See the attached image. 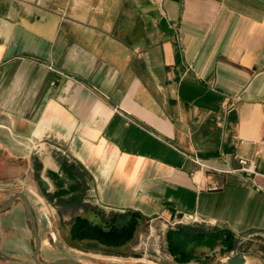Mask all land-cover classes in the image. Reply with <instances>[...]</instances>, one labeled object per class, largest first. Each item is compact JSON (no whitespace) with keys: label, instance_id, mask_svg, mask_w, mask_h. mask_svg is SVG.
Segmentation results:
<instances>
[{"label":"crops","instance_id":"0c3cea01","mask_svg":"<svg viewBox=\"0 0 264 264\" xmlns=\"http://www.w3.org/2000/svg\"><path fill=\"white\" fill-rule=\"evenodd\" d=\"M263 98L264 0H0V264L17 194L41 264H264Z\"/></svg>","mask_w":264,"mask_h":264},{"label":"water","instance_id":"95a60500","mask_svg":"<svg viewBox=\"0 0 264 264\" xmlns=\"http://www.w3.org/2000/svg\"><path fill=\"white\" fill-rule=\"evenodd\" d=\"M16 197L19 198L21 200V202L23 203V205L27 211L28 217H29L32 238L34 240V247H33V252H32V261L34 262V264H41L38 260V251H39L40 242H39V236L37 234L36 219H35L34 213L30 207V204L28 203V201L26 200V198L22 194H17ZM11 202H12V200L8 201L2 208H0V212L5 211L10 206ZM136 222H137V225L134 228L133 238H135L136 234L138 233V229H140L142 226V224H141L142 222L139 218L136 219ZM95 223H96L95 225H98L99 227H101L103 229L104 224L100 221L99 218H97V217L95 218ZM63 240L66 244L71 245L72 241H71V237L68 233H66L63 236ZM128 244L129 243L127 242L126 244H124L120 247H126ZM50 264H80V263H78L74 260H71V259H59V260H56Z\"/></svg>","mask_w":264,"mask_h":264},{"label":"built area","instance_id":"2783aa9c","mask_svg":"<svg viewBox=\"0 0 264 264\" xmlns=\"http://www.w3.org/2000/svg\"><path fill=\"white\" fill-rule=\"evenodd\" d=\"M261 107H262V113L264 114V98L262 99ZM261 143L264 145V140L261 141ZM238 163H239V169L238 170L245 172V173H248V174H251L254 172V170H253L254 164H253L252 160L239 158ZM263 192H264V189H263Z\"/></svg>","mask_w":264,"mask_h":264}]
</instances>
